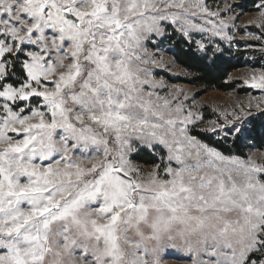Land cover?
<instances>
[{"label": "snow or ice", "instance_id": "snow-or-ice-1", "mask_svg": "<svg viewBox=\"0 0 264 264\" xmlns=\"http://www.w3.org/2000/svg\"><path fill=\"white\" fill-rule=\"evenodd\" d=\"M237 7L0 0V264H264V151H242L264 105L198 129L231 138L224 151L192 134L202 106L154 71L170 27L202 34L206 55L233 40ZM254 10L242 27L262 40L264 0ZM244 84L264 92V71ZM140 152L158 162L145 171Z\"/></svg>", "mask_w": 264, "mask_h": 264}, {"label": "rangeland", "instance_id": "rangeland-1", "mask_svg": "<svg viewBox=\"0 0 264 264\" xmlns=\"http://www.w3.org/2000/svg\"><path fill=\"white\" fill-rule=\"evenodd\" d=\"M218 2H220L221 6H223L224 0H218ZM228 2L240 5V7L233 9V13H229V15L239 13V19L236 21L237 30L229 32V34L233 37L231 42L226 40L221 41L219 37H216L213 38L212 43L217 45V42H221L234 51H242V53L248 57L253 64H257L255 67L250 65L240 67L233 70L229 74L228 79L235 81V87L233 89L228 91L213 89L201 92L198 87L182 81L186 78L187 72L175 62L165 47L157 45L159 54L156 58L162 62L161 67L154 69L157 78H163L170 87L173 85L182 87L191 97L189 103L194 100L197 105L202 106L200 111L203 114V123L197 124V129L213 127V125L210 124V121L212 120H219L220 123H223V116L220 114L224 112L231 113L233 109H236L237 112H239L240 105H243L244 109L250 108L253 114H258V102L264 105V92L244 84V80L253 72L258 73L260 71H264V39L255 40L247 35V33L259 34V29L255 26H249L247 28L242 27L256 17L257 13L254 9L258 0H228ZM209 3H212V0H209ZM242 4L253 5L249 9H246V11L242 8ZM203 35L207 36V33ZM201 38L202 34L200 33H195L192 37L194 42L196 40H200ZM204 42L208 43V40L205 39ZM209 133L220 137L222 136V133L219 132ZM249 151L253 154H259L260 151H264V148L261 149L252 145L247 149L246 153ZM134 162L141 165L145 171L153 165H146L135 160ZM163 264H186V261L176 259L175 254H167L163 256Z\"/></svg>", "mask_w": 264, "mask_h": 264}, {"label": "trees", "instance_id": "trees-1", "mask_svg": "<svg viewBox=\"0 0 264 264\" xmlns=\"http://www.w3.org/2000/svg\"><path fill=\"white\" fill-rule=\"evenodd\" d=\"M252 5L242 4V8L246 10ZM158 45L165 47L175 62L187 72L186 78L182 81L198 87L201 92L213 89L220 91L231 90L235 87V81H231L228 78L233 70L246 65L257 66L242 51H234L221 42H217L221 49L220 51H216L217 45L212 43L205 55L197 49L194 40L189 44L187 38L174 31L171 27ZM262 122H264V117H260L256 121V140L248 142L250 146L254 145L261 149L264 148V136L260 135V124ZM192 134L213 146L222 145L221 150H233L231 138L228 141H224L220 136L213 135L207 131H198L197 128L193 129ZM249 147H244L242 151L246 153ZM134 160L146 165L158 162L148 152H140Z\"/></svg>", "mask_w": 264, "mask_h": 264}]
</instances>
